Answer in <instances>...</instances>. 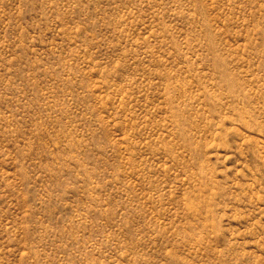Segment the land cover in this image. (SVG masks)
Returning a JSON list of instances; mask_svg holds the SVG:
<instances>
[{"label": "rangeland", "instance_id": "obj_1", "mask_svg": "<svg viewBox=\"0 0 264 264\" xmlns=\"http://www.w3.org/2000/svg\"><path fill=\"white\" fill-rule=\"evenodd\" d=\"M0 264H264V0H0Z\"/></svg>", "mask_w": 264, "mask_h": 264}]
</instances>
